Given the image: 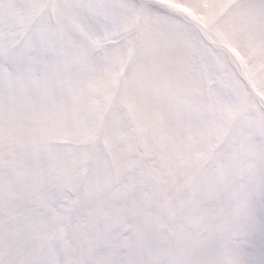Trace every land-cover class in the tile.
<instances>
[{
  "label": "snow or ice",
  "instance_id": "obj_1",
  "mask_svg": "<svg viewBox=\"0 0 264 264\" xmlns=\"http://www.w3.org/2000/svg\"><path fill=\"white\" fill-rule=\"evenodd\" d=\"M0 264H264V0H0Z\"/></svg>",
  "mask_w": 264,
  "mask_h": 264
}]
</instances>
